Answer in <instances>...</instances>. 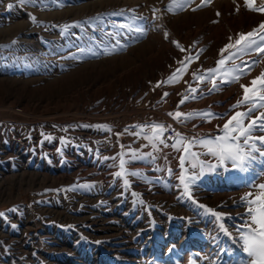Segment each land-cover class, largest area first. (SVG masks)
Returning <instances> with one entry per match:
<instances>
[{
  "label": "rangeland",
  "instance_id": "374dc122",
  "mask_svg": "<svg viewBox=\"0 0 264 264\" xmlns=\"http://www.w3.org/2000/svg\"><path fill=\"white\" fill-rule=\"evenodd\" d=\"M169 2L0 0V264H247L240 232L248 217L240 197L264 183V157L256 153L246 172L228 162L200 174L186 162V175H196L193 204L178 187L183 147L173 149L175 140L163 134L165 144L153 151L144 139L150 129L132 133L139 131L134 125L157 123L190 139L221 135L227 116L243 110L232 109L243 94L240 84L249 85L264 61L213 92L211 81H193L192 72L215 68L228 38L251 31L264 14L247 10L243 0L239 11L233 0H208L199 8L201 0H191L175 12L165 11ZM153 8L160 9L156 19ZM119 24L143 26L145 35ZM63 25L70 27L62 35ZM188 50L203 51L178 83L154 88ZM241 59L252 57L236 63ZM185 81L198 93L177 108ZM177 110L215 116L180 122L168 115ZM131 150L154 158L132 161ZM192 151L217 163L198 144ZM121 152L128 171L141 173L127 177L128 189L112 175L118 158L104 159ZM81 184L93 187H73ZM198 204L227 214L229 234Z\"/></svg>",
  "mask_w": 264,
  "mask_h": 264
},
{
  "label": "snow or ice",
  "instance_id": "6c2138e0",
  "mask_svg": "<svg viewBox=\"0 0 264 264\" xmlns=\"http://www.w3.org/2000/svg\"><path fill=\"white\" fill-rule=\"evenodd\" d=\"M32 2V0H19L20 4H26ZM208 0H201V5H197V8L201 7ZM191 0H170L165 11L175 12L177 10L182 11ZM236 4V11L240 10V5L237 0H233ZM243 6L252 12H258L264 14V0H261L257 4V0H243ZM13 7L12 4L8 5L9 10ZM196 9H193L195 11ZM131 11V10H130ZM153 19H156V14L160 12V9L153 8ZM122 14V11L121 13ZM30 15V19L33 23L36 22L35 17ZM217 15H220L217 12ZM137 17H133V20ZM141 20L147 19L146 17H139ZM120 29H127L128 31H135L138 36L145 35V29L143 26H135L132 24H119L114 25ZM70 26H61V34H64ZM164 38L169 39V33L164 32ZM229 43L219 50L220 59L216 61V67L201 72L199 69L192 72V80L197 82L211 81V87L208 88L209 92L216 91L220 88L221 84H231L238 82L242 77L248 75L254 67L264 61V21H262L257 27L248 32L237 33L235 38L229 37ZM181 52H185L186 49L176 40L170 41ZM116 49H106L105 55H111ZM83 51V50H81ZM203 50H199L195 55L191 50H188V55L182 60H178L180 65L177 67L165 80L158 81L154 88L162 87L165 84H174L180 81L181 76L188 70V65L194 60L199 58L200 53ZM227 52V55L224 53ZM95 55V53H93ZM250 56L252 59L243 60L237 64L236 60L243 57ZM230 64V66H228ZM188 87L184 93L180 95L182 98L177 105L184 104L188 99H195L198 93V87H192L191 83L185 81ZM240 88L243 90V94L237 99L236 103L232 105V109L243 108V110L234 111L227 116L223 128L222 134L215 136L211 139H200L199 137L188 138L182 136L180 133H176L173 137L167 139H174L175 142L171 144L173 149L179 151L178 145L183 147V153L179 156L180 162V174L177 177L179 180L178 187H182L181 196L190 200L193 204H197L196 199L193 197L192 185L195 183L196 175H186L187 168H185L186 162L189 167L196 168L199 166L200 174L205 171H215L217 167H223L226 163L230 162L233 169H238L242 172L248 171V165L257 159L256 153L260 157H264V135L256 136L253 133L257 130L264 132V69H262L259 75L255 76L249 82V85L240 84ZM202 95V93H200ZM168 92H164L163 96L167 97ZM163 99V97H162ZM253 113L255 115L253 116ZM169 116L173 117L180 122L193 119L194 116H200L201 118L208 119L215 116L214 113L208 111H196L183 113L179 110L175 112H169ZM247 121V123H245ZM96 127H104L98 125ZM139 131L133 132V135L139 136L144 132L145 128L150 129L149 133H144V139L153 148V151H158V145L165 144L163 138L164 132L167 130L163 124L153 123L150 125H134ZM44 139L51 140L50 136H45ZM64 138H61V143H65ZM198 144L205 149V155L213 156L217 163L210 164L205 160L200 159L199 153L192 151V146ZM122 148L124 146H121ZM57 151H60L57 149ZM125 153H118L114 157H104L105 160L118 158V170L112 173L114 178L122 180V186L125 189L130 187L129 176H140L138 171H128L126 164L129 163L125 158ZM149 157H153L152 152L139 153V150H131L130 158L132 161L143 160ZM154 158V157H153ZM227 171V168H225ZM171 173V169H169ZM264 175V171L260 173ZM73 187L91 188V184L74 185ZM257 188V193L246 192L240 197V203L244 205L245 212L247 214V221L243 225L244 231L240 232V239L243 242V250L247 253L249 260L247 264H264V183L253 185ZM134 197H138V194L133 192ZM143 203V201H140ZM198 207L204 209L205 213L215 217L218 227L226 235L229 234L228 229L225 227L224 218L227 214L208 208L203 204H198ZM3 213H0L2 216ZM70 227V226H69ZM99 243V241H97Z\"/></svg>",
  "mask_w": 264,
  "mask_h": 264
},
{
  "label": "built area",
  "instance_id": "2783aa9c",
  "mask_svg": "<svg viewBox=\"0 0 264 264\" xmlns=\"http://www.w3.org/2000/svg\"><path fill=\"white\" fill-rule=\"evenodd\" d=\"M185 125L184 124H180L178 129L180 130H183L185 129ZM175 135V131L173 129H167L165 132H164V138L167 139L168 137H173ZM167 140H170V139H167Z\"/></svg>",
  "mask_w": 264,
  "mask_h": 264
},
{
  "label": "crops",
  "instance_id": "0c3cea01",
  "mask_svg": "<svg viewBox=\"0 0 264 264\" xmlns=\"http://www.w3.org/2000/svg\"><path fill=\"white\" fill-rule=\"evenodd\" d=\"M245 123H247V121H245ZM253 134L256 135V132H254Z\"/></svg>",
  "mask_w": 264,
  "mask_h": 264
}]
</instances>
